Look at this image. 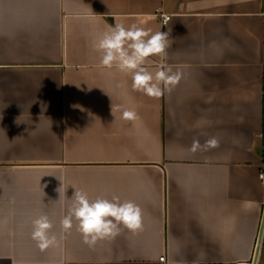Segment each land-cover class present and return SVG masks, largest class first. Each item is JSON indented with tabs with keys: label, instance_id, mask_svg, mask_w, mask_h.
<instances>
[{
	"label": "crops",
	"instance_id": "obj_1",
	"mask_svg": "<svg viewBox=\"0 0 264 264\" xmlns=\"http://www.w3.org/2000/svg\"><path fill=\"white\" fill-rule=\"evenodd\" d=\"M140 15L169 33L143 66L181 76L158 99L92 48L115 18ZM261 174L264 0H0V264H252ZM73 187L134 202L141 228L89 247L75 219L61 227ZM40 215L58 241L44 250Z\"/></svg>",
	"mask_w": 264,
	"mask_h": 264
},
{
	"label": "clouds",
	"instance_id": "obj_2",
	"mask_svg": "<svg viewBox=\"0 0 264 264\" xmlns=\"http://www.w3.org/2000/svg\"><path fill=\"white\" fill-rule=\"evenodd\" d=\"M115 19L114 26L109 25L92 44L93 50L100 54V65L108 69L115 66L121 72L130 73L132 89L149 97L158 99L164 91H171L181 78L179 72L173 73L171 68L161 63L153 74L143 66L147 58L165 54L169 33L162 31L152 33L151 29L146 30L142 27L155 17L140 15L137 17L138 22L128 28L122 20ZM167 20L168 17H165V24ZM116 110H120L119 106L116 109L111 107L113 115ZM122 115L126 120L138 119V114L134 110L124 109ZM217 146L218 141L214 138L206 141L208 148ZM199 147H201L199 141H194L192 150L196 151ZM67 188L61 181L60 187L56 189L59 199L62 196L67 197ZM71 200L67 215L61 220V227L64 231L70 230L75 219L83 242L89 247H93L99 240L115 239L120 234V225L132 232L138 231L142 226L141 209L132 201L121 202L117 196H113L111 200L103 197L90 199L85 191L77 189ZM32 226L31 238L41 250L58 243L56 235L51 233L53 225L46 215H40L33 220Z\"/></svg>",
	"mask_w": 264,
	"mask_h": 264
},
{
	"label": "water",
	"instance_id": "obj_3",
	"mask_svg": "<svg viewBox=\"0 0 264 264\" xmlns=\"http://www.w3.org/2000/svg\"><path fill=\"white\" fill-rule=\"evenodd\" d=\"M263 235H264V213H263L260 233H259V237H258V240H257L256 250H255V254H254V258H253L252 264H257V261H258V258H259V253H260V250H261Z\"/></svg>",
	"mask_w": 264,
	"mask_h": 264
},
{
	"label": "built area",
	"instance_id": "obj_4",
	"mask_svg": "<svg viewBox=\"0 0 264 264\" xmlns=\"http://www.w3.org/2000/svg\"><path fill=\"white\" fill-rule=\"evenodd\" d=\"M165 17H168V20H167V23L166 24L164 22V18ZM170 20H171V16H169V15H162L161 16V23H162L163 26H166L170 22ZM260 178H261V180H264V174H261L260 175ZM159 262L160 263H165V257L159 258Z\"/></svg>",
	"mask_w": 264,
	"mask_h": 264
}]
</instances>
